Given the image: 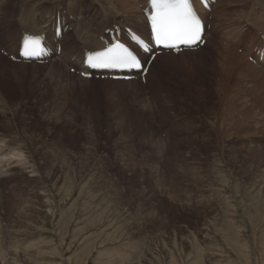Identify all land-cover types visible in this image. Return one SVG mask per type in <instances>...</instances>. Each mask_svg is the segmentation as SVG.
<instances>
[{"label": "rangeland", "instance_id": "rangeland-1", "mask_svg": "<svg viewBox=\"0 0 264 264\" xmlns=\"http://www.w3.org/2000/svg\"><path fill=\"white\" fill-rule=\"evenodd\" d=\"M19 1L29 12L37 0ZM138 1V18L123 16L137 30ZM236 1H219L221 19L216 3L207 10L211 35L200 50L156 56L142 76L147 95L141 76L136 88L102 85L111 79L58 61L16 62L0 45V264H264V71L242 54L261 41L264 0ZM56 2L95 28L116 27L106 0H41L36 18ZM218 42L250 72L223 76Z\"/></svg>", "mask_w": 264, "mask_h": 264}, {"label": "bare ground", "instance_id": "bare-ground-1", "mask_svg": "<svg viewBox=\"0 0 264 264\" xmlns=\"http://www.w3.org/2000/svg\"><path fill=\"white\" fill-rule=\"evenodd\" d=\"M106 1L108 3H106L104 5L105 6V9H106V12L104 14L105 17L110 18L111 21L114 22L115 26L119 27L120 30H122V33L125 36L126 23H128V22H126V19H131V18L133 19V17L134 18H138V17H136V14H137V11H138L139 5H140L139 1L138 0H117L120 3V6H121V9H122V12H123V14L122 13L121 14L126 17V19H125L122 16L123 17L122 20H121L122 17L120 16L119 11L116 9V7L119 6L118 3L115 0H106ZM219 1L220 0H217L216 1V5L212 8V14L214 13V15H215L214 17H217V18L221 19V14L222 13H221L220 10H221V8L224 5L222 4L223 2H220L219 3ZM16 2H17V0L15 1V4H14V8L15 9H13V11H14L13 18H15L17 20L16 21V25H15L14 28L9 29L10 26L7 28L8 23L13 18L12 19L9 18V14L10 13L8 11L7 5L10 4V6H11V0H0V45L6 46L8 48V55H12L13 57H16L17 56V54H18V52L20 50L21 41H22L24 35H30V36H34V37H38V36L44 35V36H46V44L49 45V47L53 51V55H52L51 59L47 60L44 64H47L48 62H51V61L52 62L58 61V64L59 65L60 64H62V65L64 64L65 67H69V70L73 71L75 69V72H78V75H81L83 72L86 73V71H87V69L84 67L85 54L88 53V52L94 53V52H97V51L104 50L107 45L105 43H103L101 40L102 39H106V36H104L106 31L114 30V28H110L107 24L106 25H102V27H103L102 30H100L98 28H95V26L91 22H89V20L87 21L82 15L73 16V14L71 13L72 11H69L68 12V15H65L64 13L62 14L61 11H60L61 8L63 7L62 2L53 3V4H55V12L53 14L46 13L45 15H42L41 13H39L40 14V19L39 18H36V15L33 13V11H34L33 10V6H34V3L35 2H41V0L33 1L32 3H29V5L32 7V9L29 10V12H24L23 10L18 11L17 8H16ZM148 2H149V0H146L145 1V7H147ZM235 3H237V5L238 4H241V0H237ZM23 4H24V1L23 0H20L19 1L20 8H22ZM195 5H196L198 14L201 17V19L205 21L206 26H209V24H211V23H210L208 17L211 14L208 11H206L205 9H203L202 6L200 5V3L197 0H195ZM252 13H254V12H252ZM232 14H235V13L232 12ZM243 15H244V13H243ZM253 15H255V13ZM119 16L121 18L119 20H117ZM224 16H225V14H224ZM139 19H140L141 26H139V29L138 30L135 28L137 25H133V23H128V24L131 25V29H133V31L137 32L143 39L149 41L150 40V31H149V24L147 22V19H146V17H144L145 23L142 21V18H139ZM236 19H239V18L237 17ZM247 19H248V16H247ZM247 19H246V21H247ZM4 20L6 22H3ZM250 20H248V22ZM262 23H264V22H262ZM218 24H223V23L220 22ZM241 24H243V23H241ZM58 25L62 28V35L61 36H57V34H56V29H57ZM257 27H259V26L257 25ZM260 27L264 29V25L263 24L260 25ZM221 28H222V26H221ZM214 30H213V33L212 34H214ZM15 31L16 32L19 31V33H21V34H20V38H19L18 45L14 47V46H12L11 43L14 42V35H12V34L15 33ZM229 34H230L229 31H226L225 33H223L222 36H221V40L223 39L224 41L230 42L231 41V38L226 37ZM210 35H211L210 32H207L206 33V36L207 37L210 36ZM206 36H205V38H206ZM262 37H264V33L261 34V38ZM65 40L70 41L68 43V45L66 43H64ZM211 40H212V38H211ZM74 42L77 43L81 48H83L82 54H78V53L74 52V50L76 49V46L74 45ZM210 42H212V41H210ZM218 43L219 44L216 46V50H217V53H218V55L220 57V60H222L221 62L219 61L220 63L218 65H220V67L223 70V72L221 71L222 72L221 74H223V76H224L225 73H229L231 71V69L234 68L235 66H237V68H239V71L241 70V72H242L244 66H246V65H244L242 67L241 66L242 65L241 62L242 61L244 62V56L243 55H245L247 53H248V56L253 57L254 60L256 61V62L255 61L254 62H255V64L258 67H255V68L261 74H262V71H264V63L260 59V52H259L260 49L262 50L264 48V44L262 42V39H261L260 42H258L256 44L254 43V41L253 42L249 41V44L245 47V53H242L243 55L236 54L230 48H228V46H224V43H222V42H218ZM253 44L255 46L258 44V46L255 48V50H254L253 53L251 51V53H252L251 54L249 51L252 48L251 45H253ZM257 48H258V51H257ZM59 49H61V53L60 54H59V51H58ZM185 52H183L182 54L179 53V56L180 57H184L186 55ZM230 52H231V55L227 58V55L230 54ZM71 53H73V55H72V57H69L68 55L71 54ZM169 54H173V53L170 52V51H163L162 54L159 53V55L165 56L166 57L165 59L172 58L173 60H175V57H174L175 55L174 54L173 55H169ZM140 56L143 59V62H144L145 67H147V63H148V61L150 59V56L145 55L143 53H140ZM160 60L162 61L161 58H160ZM160 60L157 61V57H156V59L154 60V63H155L154 65L156 66L159 63ZM3 61H4V59H3ZM165 62L167 63V60ZM21 63H23V62H21ZM152 66H153V64H152ZM31 67H33V66H31ZM246 67L247 68H245V69L249 73L250 72V69H251V66L249 64H247ZM15 68H16V66H15ZM15 68H13V69H15ZM48 68H50V66ZM44 69H46V68H44ZM149 70H148L147 76L150 75L149 74ZM236 70H238V69H235V71ZM246 70H244V71H246ZM46 71L47 70H45V72ZM239 71H237V72H239ZM50 72H51V70H50ZM244 73L246 74L247 72H244ZM248 73H247V75H248ZM52 74H54V73H52ZM235 75H237L236 72H235ZM47 76L49 78L48 73H47ZM47 76H46V78H47ZM51 76H50V78H51ZM139 76H141L140 78H141V82H142L143 81V77H142L141 74H138V75L135 76V78H133L129 82H126V81H112V78L111 77H108V79H111V80H108L106 82H109V83L103 82L104 84H102V85H112V86H114V85H121V86L130 87V88H136L137 84H135L134 80L137 79V77H139ZM96 78H100V79L104 78L105 79L106 77H96ZM148 79L146 78V80L143 81V82L146 83L145 84L146 86L145 87L144 86H141L142 91L144 90L145 93L146 92L149 93V90L147 88V80ZM77 81H79V80H77ZM98 81H100V80H98ZM83 82L84 83H88V82H91V81H83ZM119 82H121V83L119 84ZM126 83L129 84V85H123V84H126ZM90 84H94V83H90ZM96 84H99V83H96ZM148 93H146V95ZM221 98H222V96H221ZM223 102H224V100H223ZM5 146H7V145L5 144ZM9 146H7V147H9ZM1 147H4V146H2V142H1ZM0 149L2 150V148H0ZM23 150H24V148H23ZM22 153H20V154H18V153L17 154H13V156H14V159H18L19 160L18 161V164H20V165H22V166L25 167V164H27L28 162L23 163L26 160H25L24 156L22 155ZM7 154H9V152H7ZM4 155H6V154H4ZM10 155H11V153H10ZM0 159H2V158H0ZM11 159H13V158H11ZM1 163H3V162H1ZM27 167L28 166H26V168ZM29 168H32V167H29Z\"/></svg>", "mask_w": 264, "mask_h": 264}, {"label": "snow or ice", "instance_id": "snow-or-ice-1", "mask_svg": "<svg viewBox=\"0 0 264 264\" xmlns=\"http://www.w3.org/2000/svg\"><path fill=\"white\" fill-rule=\"evenodd\" d=\"M152 32L157 44L176 47V42L188 43L200 39V24L190 0H151ZM38 40L26 42L23 55H30ZM92 67L115 64L123 67H140L137 56L116 45L97 57H89Z\"/></svg>", "mask_w": 264, "mask_h": 264}]
</instances>
